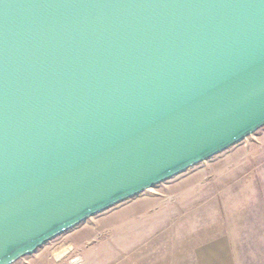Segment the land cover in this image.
<instances>
[{"label": "water", "instance_id": "water-1", "mask_svg": "<svg viewBox=\"0 0 264 264\" xmlns=\"http://www.w3.org/2000/svg\"><path fill=\"white\" fill-rule=\"evenodd\" d=\"M264 126V0H0V264Z\"/></svg>", "mask_w": 264, "mask_h": 264}, {"label": "crops", "instance_id": "crops-1", "mask_svg": "<svg viewBox=\"0 0 264 264\" xmlns=\"http://www.w3.org/2000/svg\"><path fill=\"white\" fill-rule=\"evenodd\" d=\"M224 156L121 202L112 212L114 231L127 230L128 240L172 242L174 264H243L252 231L264 225L263 167L226 166Z\"/></svg>", "mask_w": 264, "mask_h": 264}, {"label": "rangeland", "instance_id": "rangeland-1", "mask_svg": "<svg viewBox=\"0 0 264 264\" xmlns=\"http://www.w3.org/2000/svg\"><path fill=\"white\" fill-rule=\"evenodd\" d=\"M222 155H225L226 166L230 162L246 161L250 164L260 161L263 167L260 179L264 187V126L215 156ZM120 203L84 220L12 264H174L172 242L128 240L127 230L114 231L112 212ZM251 234L254 236L252 253L244 255L242 262L264 264V225L259 224ZM248 244L250 246V242Z\"/></svg>", "mask_w": 264, "mask_h": 264}]
</instances>
